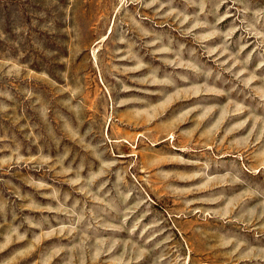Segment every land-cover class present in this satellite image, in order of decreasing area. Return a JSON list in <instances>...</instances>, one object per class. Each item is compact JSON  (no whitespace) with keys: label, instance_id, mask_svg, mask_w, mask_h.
Returning <instances> with one entry per match:
<instances>
[{"label":"rangeland","instance_id":"rangeland-1","mask_svg":"<svg viewBox=\"0 0 264 264\" xmlns=\"http://www.w3.org/2000/svg\"><path fill=\"white\" fill-rule=\"evenodd\" d=\"M0 264H264V0H0Z\"/></svg>","mask_w":264,"mask_h":264}]
</instances>
